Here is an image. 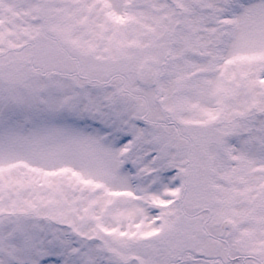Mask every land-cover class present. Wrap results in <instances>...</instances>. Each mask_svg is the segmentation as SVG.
Here are the masks:
<instances>
[{"label": "snow or ice", "instance_id": "6c2138e0", "mask_svg": "<svg viewBox=\"0 0 264 264\" xmlns=\"http://www.w3.org/2000/svg\"><path fill=\"white\" fill-rule=\"evenodd\" d=\"M0 264H264V0H0Z\"/></svg>", "mask_w": 264, "mask_h": 264}]
</instances>
